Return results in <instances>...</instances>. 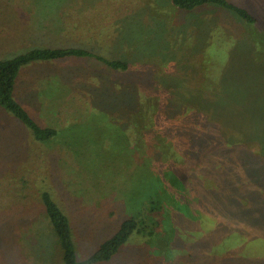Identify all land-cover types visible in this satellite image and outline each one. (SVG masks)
<instances>
[{"label":"rangeland","instance_id":"374dc122","mask_svg":"<svg viewBox=\"0 0 264 264\" xmlns=\"http://www.w3.org/2000/svg\"><path fill=\"white\" fill-rule=\"evenodd\" d=\"M225 1L254 21L171 0H0V59L92 54L16 77L14 100L52 138L0 105V264H63L43 191L78 261L134 218L94 264H264V0Z\"/></svg>","mask_w":264,"mask_h":264},{"label":"trees","instance_id":"16d2710c","mask_svg":"<svg viewBox=\"0 0 264 264\" xmlns=\"http://www.w3.org/2000/svg\"><path fill=\"white\" fill-rule=\"evenodd\" d=\"M172 3L182 9H193L204 4H216L225 9L235 12L248 22L254 18L243 8L228 3L225 0H171ZM91 57L89 51L83 49H35L28 53L18 55L10 59H0V105L12 113L22 123L29 128L36 141H45L56 135L52 128L40 127L26 112V110L14 100L13 91L16 77L20 69L31 62L41 60L62 59L67 57ZM99 61L113 68L125 70L127 64L121 61L106 60L97 57ZM40 199L44 207V214L49 220V224L54 230L60 244L63 264H94L108 261L117 253L123 243L137 229V222L134 218H129L120 224L119 229L87 259L78 261L75 254V245L72 230L68 217L59 208L47 191L40 194Z\"/></svg>","mask_w":264,"mask_h":264}]
</instances>
